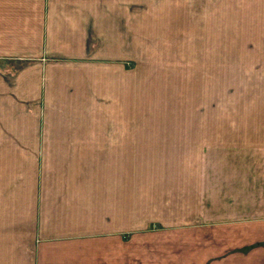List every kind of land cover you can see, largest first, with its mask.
<instances>
[{
	"label": "crops",
	"instance_id": "crops-1",
	"mask_svg": "<svg viewBox=\"0 0 264 264\" xmlns=\"http://www.w3.org/2000/svg\"><path fill=\"white\" fill-rule=\"evenodd\" d=\"M137 27L0 0V264H264V52L241 115H139Z\"/></svg>",
	"mask_w": 264,
	"mask_h": 264
},
{
	"label": "rangeland",
	"instance_id": "rangeland-1",
	"mask_svg": "<svg viewBox=\"0 0 264 264\" xmlns=\"http://www.w3.org/2000/svg\"><path fill=\"white\" fill-rule=\"evenodd\" d=\"M131 6L138 25L139 115L220 117L253 105L264 0H131ZM157 74L164 101L148 111L145 100L151 105L159 98L149 89L144 97L141 89Z\"/></svg>",
	"mask_w": 264,
	"mask_h": 264
}]
</instances>
